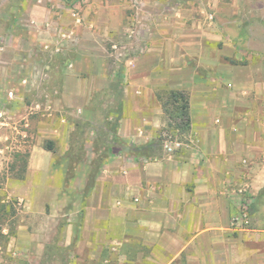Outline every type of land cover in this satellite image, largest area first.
<instances>
[{
	"label": "crops",
	"instance_id": "0c3cea01",
	"mask_svg": "<svg viewBox=\"0 0 264 264\" xmlns=\"http://www.w3.org/2000/svg\"><path fill=\"white\" fill-rule=\"evenodd\" d=\"M138 3L147 43L127 69L133 107L116 116L115 134L137 143L168 134L169 90L188 95L190 128L152 159L111 155L87 191L70 194L54 179L29 196L47 229L42 245L72 246L70 264H264L260 243L256 250L264 228L239 224L240 208L264 190V64L246 63L227 27L241 21L252 41L264 0ZM243 185L250 193H237Z\"/></svg>",
	"mask_w": 264,
	"mask_h": 264
},
{
	"label": "rangeland",
	"instance_id": "374dc122",
	"mask_svg": "<svg viewBox=\"0 0 264 264\" xmlns=\"http://www.w3.org/2000/svg\"><path fill=\"white\" fill-rule=\"evenodd\" d=\"M139 5L0 0V198H14L18 209L14 234L0 240V264H70L74 258L72 246L42 245L47 229L28 198L43 194L54 179H65L63 190L70 194L87 191L112 151L128 154L131 141L116 136V116L127 103L133 107L127 69L147 43L146 25H138V11H144ZM252 26L248 41L241 21L227 24L238 33L233 42L248 57L245 62L261 65L264 25ZM169 128L173 139H185L184 132ZM250 187L237 193H250ZM256 195V205L240 208L242 226L264 228V190ZM260 236L256 243L264 257V232ZM253 241L246 244L251 249Z\"/></svg>",
	"mask_w": 264,
	"mask_h": 264
},
{
	"label": "trees",
	"instance_id": "16d2710c",
	"mask_svg": "<svg viewBox=\"0 0 264 264\" xmlns=\"http://www.w3.org/2000/svg\"><path fill=\"white\" fill-rule=\"evenodd\" d=\"M164 113L167 117L168 127L170 131L188 132L190 128L189 116V99L184 91L169 90L167 94L161 97ZM164 137L162 133L156 138L145 142H131L128 154L136 159H152L162 153L164 145ZM124 141L123 139H121ZM51 149V147H48ZM118 154L112 151L111 155ZM17 200L14 198H0V240H8L14 234L15 218L18 212L16 206ZM5 226H8V232H4Z\"/></svg>",
	"mask_w": 264,
	"mask_h": 264
},
{
	"label": "built area",
	"instance_id": "2783aa9c",
	"mask_svg": "<svg viewBox=\"0 0 264 264\" xmlns=\"http://www.w3.org/2000/svg\"><path fill=\"white\" fill-rule=\"evenodd\" d=\"M176 145H179V142L177 141V139H173L172 135L166 134V137L164 139L165 150H167L168 152H172ZM247 190H248V185H243L238 189L239 192H245ZM243 208L244 209L247 208V203L243 205Z\"/></svg>",
	"mask_w": 264,
	"mask_h": 264
}]
</instances>
